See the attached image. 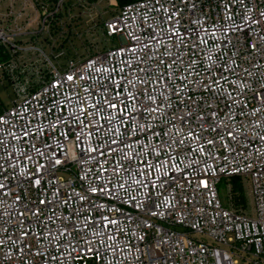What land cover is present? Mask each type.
<instances>
[{
  "label": "built area",
  "instance_id": "1",
  "mask_svg": "<svg viewBox=\"0 0 264 264\" xmlns=\"http://www.w3.org/2000/svg\"><path fill=\"white\" fill-rule=\"evenodd\" d=\"M96 1L0 0V264H264V0Z\"/></svg>",
  "mask_w": 264,
  "mask_h": 264
},
{
  "label": "rangeland",
  "instance_id": "2",
  "mask_svg": "<svg viewBox=\"0 0 264 264\" xmlns=\"http://www.w3.org/2000/svg\"><path fill=\"white\" fill-rule=\"evenodd\" d=\"M118 9L115 0H97L96 3L85 5L84 8L78 7L72 20L61 17V20L57 22V25L61 26V29L56 36V45L60 46V44H63L65 54L69 56L75 54V56L79 57L105 49L111 45V42L106 40L98 30V21L109 20L117 13ZM64 39H67L65 43H63ZM45 52H48L47 49H45ZM12 97V92L0 85V101L2 102L0 109L3 106L7 107L9 99ZM241 185L245 195L246 211L250 214L253 208L248 184ZM218 188L223 196L227 193L226 181L224 179L220 182ZM196 237L201 238V236Z\"/></svg>",
  "mask_w": 264,
  "mask_h": 264
},
{
  "label": "trees",
  "instance_id": "3",
  "mask_svg": "<svg viewBox=\"0 0 264 264\" xmlns=\"http://www.w3.org/2000/svg\"><path fill=\"white\" fill-rule=\"evenodd\" d=\"M117 2L118 8L123 7L124 5L137 1V0H115ZM103 28H104V22L98 21V30L103 34ZM73 56V54H71ZM2 102L0 101V105ZM6 106H3V108L0 109V112L5 108ZM233 200L236 204H245V195L242 189L241 182L239 178H233Z\"/></svg>",
  "mask_w": 264,
  "mask_h": 264
}]
</instances>
